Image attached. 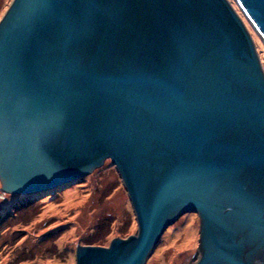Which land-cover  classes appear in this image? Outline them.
Listing matches in <instances>:
<instances>
[{
	"label": "water",
	"instance_id": "obj_1",
	"mask_svg": "<svg viewBox=\"0 0 264 264\" xmlns=\"http://www.w3.org/2000/svg\"><path fill=\"white\" fill-rule=\"evenodd\" d=\"M264 0H12L0 19V182L115 164L138 231L76 264H146L200 216L197 264H264ZM196 254V256L198 255Z\"/></svg>",
	"mask_w": 264,
	"mask_h": 264
},
{
	"label": "rangeland",
	"instance_id": "obj_2",
	"mask_svg": "<svg viewBox=\"0 0 264 264\" xmlns=\"http://www.w3.org/2000/svg\"><path fill=\"white\" fill-rule=\"evenodd\" d=\"M12 0H0V19ZM250 30L264 65V44ZM0 182V264H76L79 245L108 246L138 231L129 194L111 159L74 180L33 193ZM199 249V218L170 225L146 264H189Z\"/></svg>",
	"mask_w": 264,
	"mask_h": 264
},
{
	"label": "flooded vegetation",
	"instance_id": "obj_3",
	"mask_svg": "<svg viewBox=\"0 0 264 264\" xmlns=\"http://www.w3.org/2000/svg\"><path fill=\"white\" fill-rule=\"evenodd\" d=\"M187 213H190V212H187ZM195 215H197V217L199 218V243H200V222H201V219H200V216L197 212H191ZM186 214V213H185ZM184 215V214H183ZM199 252V249L198 251L195 253V255L193 256L192 260H191V263L189 264H197L199 262V259L201 257V253H198ZM198 253V255L196 256V254Z\"/></svg>",
	"mask_w": 264,
	"mask_h": 264
}]
</instances>
